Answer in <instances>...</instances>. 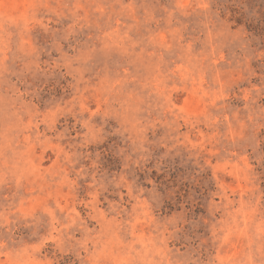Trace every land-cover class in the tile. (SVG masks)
I'll list each match as a JSON object with an SVG mask.
<instances>
[{
  "label": "rangeland",
  "instance_id": "374dc122",
  "mask_svg": "<svg viewBox=\"0 0 264 264\" xmlns=\"http://www.w3.org/2000/svg\"><path fill=\"white\" fill-rule=\"evenodd\" d=\"M0 264H264V0H0Z\"/></svg>",
  "mask_w": 264,
  "mask_h": 264
}]
</instances>
